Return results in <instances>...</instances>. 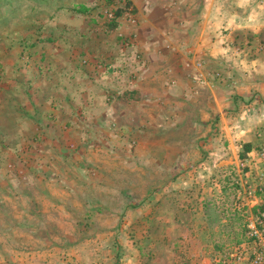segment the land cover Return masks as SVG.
<instances>
[{
	"label": "rangeland",
	"instance_id": "1",
	"mask_svg": "<svg viewBox=\"0 0 264 264\" xmlns=\"http://www.w3.org/2000/svg\"><path fill=\"white\" fill-rule=\"evenodd\" d=\"M240 1L238 27L222 36L237 64L227 83L246 93L241 143L222 141L229 156L216 160L195 147L196 129L167 126L163 114L124 135L93 127L103 42L116 39L103 23L125 8L118 21L134 24L128 0H0V264H257L264 30L250 28L264 9ZM246 144L254 150L239 158Z\"/></svg>",
	"mask_w": 264,
	"mask_h": 264
},
{
	"label": "crops",
	"instance_id": "2",
	"mask_svg": "<svg viewBox=\"0 0 264 264\" xmlns=\"http://www.w3.org/2000/svg\"><path fill=\"white\" fill-rule=\"evenodd\" d=\"M231 1L236 2L128 0L135 23L119 21L116 28L104 30L116 39L103 42L101 58L108 71L103 73L106 85L101 88L102 116L92 118L93 127L99 128L100 121L101 128L108 130L106 134H112L111 129L115 128V134L124 135L139 126L150 127L163 114L167 126L190 125L196 129L199 133L195 147L217 156L216 160L223 153L222 141L225 148L241 143L236 136L240 124L235 115L239 108L237 98L240 97L244 106L246 93L241 87L237 96L236 86L227 83L232 77V66L237 64L228 56L234 44L222 36L232 26L238 27L237 12ZM249 1L258 0H242L244 4L240 6L247 8ZM259 1L257 7L264 9V0ZM250 29L261 32L264 24ZM216 73L222 78L217 79ZM113 80L117 82L115 87ZM227 154L229 150L223 153ZM184 157L180 154L181 162L186 160Z\"/></svg>",
	"mask_w": 264,
	"mask_h": 264
},
{
	"label": "built area",
	"instance_id": "3",
	"mask_svg": "<svg viewBox=\"0 0 264 264\" xmlns=\"http://www.w3.org/2000/svg\"><path fill=\"white\" fill-rule=\"evenodd\" d=\"M262 155L264 157V153ZM250 235L261 249V254L258 253L255 262L257 264H264V212L259 216V226L254 224L250 226Z\"/></svg>",
	"mask_w": 264,
	"mask_h": 264
},
{
	"label": "trees",
	"instance_id": "4",
	"mask_svg": "<svg viewBox=\"0 0 264 264\" xmlns=\"http://www.w3.org/2000/svg\"><path fill=\"white\" fill-rule=\"evenodd\" d=\"M82 7L84 8L85 6H82ZM124 10H125V8L116 9L113 12L112 17L109 20H107V21H105L103 23V26L106 27V28H109V29L116 28L119 25L118 19L123 16V14L125 12ZM245 148L246 149H245L244 153L240 154V158H245L246 152H248L250 150V145L246 144ZM243 228H244V230L241 233V237L237 239V243H239V244L242 243L245 240V238H246L245 237V231L247 230V223L244 224ZM217 245L220 246V244H217Z\"/></svg>",
	"mask_w": 264,
	"mask_h": 264
}]
</instances>
